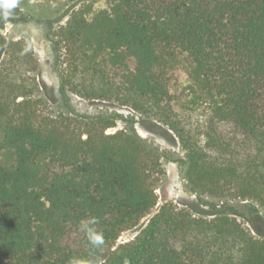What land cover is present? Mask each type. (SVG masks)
I'll return each instance as SVG.
<instances>
[{
    "label": "trees",
    "instance_id": "obj_1",
    "mask_svg": "<svg viewBox=\"0 0 264 264\" xmlns=\"http://www.w3.org/2000/svg\"><path fill=\"white\" fill-rule=\"evenodd\" d=\"M104 2L49 30L63 91L166 126L189 189L219 214H152L159 150L133 126L108 133L111 115L47 112L32 50L0 33V264H264L237 218L264 210V0Z\"/></svg>",
    "mask_w": 264,
    "mask_h": 264
},
{
    "label": "rangeland",
    "instance_id": "obj_2",
    "mask_svg": "<svg viewBox=\"0 0 264 264\" xmlns=\"http://www.w3.org/2000/svg\"><path fill=\"white\" fill-rule=\"evenodd\" d=\"M7 3L8 0H0V33L6 42H26L32 50L37 62V81L47 101V112L84 118L111 115L116 118V126L108 129V133L133 126L142 138L158 149L163 175L156 191L158 205L152 214L165 203L186 209L196 217L210 219L219 214V201L199 197L189 189L185 178V154L177 137L166 126L129 107L104 100H88L63 91L55 70L49 30L66 25L71 14L86 3L103 8L104 0H11L10 6L6 7ZM3 47H0V59L4 55ZM152 214L143 218L135 228L123 232L117 243L134 240ZM237 218L256 238L264 240V210Z\"/></svg>",
    "mask_w": 264,
    "mask_h": 264
},
{
    "label": "clouds",
    "instance_id": "obj_3",
    "mask_svg": "<svg viewBox=\"0 0 264 264\" xmlns=\"http://www.w3.org/2000/svg\"><path fill=\"white\" fill-rule=\"evenodd\" d=\"M11 0H8V3L5 5L10 6ZM95 219L92 220V223H95ZM81 231L85 232L86 235L88 236V239L90 240L91 243L93 244H99L102 243V237L100 235L94 234V231L88 226V223L86 221H81L80 225ZM69 264H72V261H69Z\"/></svg>",
    "mask_w": 264,
    "mask_h": 264
}]
</instances>
